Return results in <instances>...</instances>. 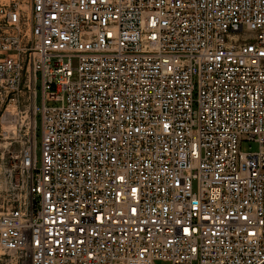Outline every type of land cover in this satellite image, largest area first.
Masks as SVG:
<instances>
[{"label":"built area","instance_id":"2783aa9c","mask_svg":"<svg viewBox=\"0 0 264 264\" xmlns=\"http://www.w3.org/2000/svg\"><path fill=\"white\" fill-rule=\"evenodd\" d=\"M15 110L0 264H264V0L2 5Z\"/></svg>","mask_w":264,"mask_h":264},{"label":"rangeland","instance_id":"374dc122","mask_svg":"<svg viewBox=\"0 0 264 264\" xmlns=\"http://www.w3.org/2000/svg\"><path fill=\"white\" fill-rule=\"evenodd\" d=\"M11 2H16L21 10H25V6H28L29 0H0V6L10 4ZM37 97L39 101L40 94H38ZM60 105V102L46 104L47 107H57ZM13 113L16 121H14L12 124L10 123L6 125V129L4 130L7 132V135L0 132V202L3 197L10 196V192H12L13 188H15L17 181L19 180V174L17 172V162L20 152V144L18 143V141L21 136L18 134L17 130L19 129L23 118H20L17 110L12 111L11 115H13ZM22 124H24V122ZM35 136L34 155L36 160V167L39 168L41 163V151L40 122L38 118L36 120ZM257 149V144L253 142H243L241 144L242 152H255L257 151ZM5 258L6 260L2 264H19L11 254H7ZM156 264L164 263L157 262Z\"/></svg>","mask_w":264,"mask_h":264},{"label":"bare ground","instance_id":"6f19581e","mask_svg":"<svg viewBox=\"0 0 264 264\" xmlns=\"http://www.w3.org/2000/svg\"><path fill=\"white\" fill-rule=\"evenodd\" d=\"M25 10H28V6H25ZM14 121H15V118H9L6 124H10V123L12 124Z\"/></svg>","mask_w":264,"mask_h":264}]
</instances>
